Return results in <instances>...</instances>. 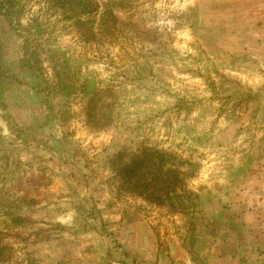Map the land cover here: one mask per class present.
<instances>
[{"label": "rangeland", "instance_id": "rangeland-1", "mask_svg": "<svg viewBox=\"0 0 264 264\" xmlns=\"http://www.w3.org/2000/svg\"><path fill=\"white\" fill-rule=\"evenodd\" d=\"M23 3L44 73L0 15V264H205L231 194L264 170V0ZM53 48L112 87L107 128L59 91ZM144 145L194 162L186 213L122 189L113 159Z\"/></svg>", "mask_w": 264, "mask_h": 264}, {"label": "trees", "instance_id": "trees-1", "mask_svg": "<svg viewBox=\"0 0 264 264\" xmlns=\"http://www.w3.org/2000/svg\"><path fill=\"white\" fill-rule=\"evenodd\" d=\"M117 1L123 4L129 0ZM23 2L24 0H0V15H3L10 27L23 38L22 65L43 75V59L40 52L32 49L33 41L36 40L32 37L34 34L24 33L22 17L25 13V4ZM2 56L3 44L0 37V81L5 77L1 68ZM50 57V66L59 91L66 96L79 91L86 93L90 97L87 108L89 123L98 130L107 128L112 123V112L115 107V92L112 87L102 86L94 78L89 77L79 83L80 69L73 66L59 48L51 49ZM3 104L5 103L0 95V105ZM113 161H115L113 168L121 179L123 190L135 192L140 197L157 204L167 203L172 213L179 211L186 213L193 206V203H189L191 199L187 198L192 194L187 181L195 176L194 162L191 159L181 157L173 151L144 145L138 150L120 152L115 155ZM7 249V245L0 244V254Z\"/></svg>", "mask_w": 264, "mask_h": 264}, {"label": "crops", "instance_id": "crops-1", "mask_svg": "<svg viewBox=\"0 0 264 264\" xmlns=\"http://www.w3.org/2000/svg\"><path fill=\"white\" fill-rule=\"evenodd\" d=\"M260 172L231 194L234 197L226 203L230 216L206 249L205 264H264V170ZM173 254L183 258L181 248ZM185 262L195 264L191 258Z\"/></svg>", "mask_w": 264, "mask_h": 264}]
</instances>
